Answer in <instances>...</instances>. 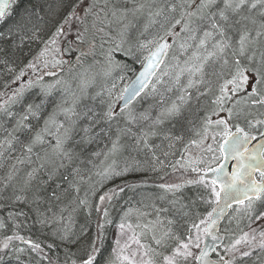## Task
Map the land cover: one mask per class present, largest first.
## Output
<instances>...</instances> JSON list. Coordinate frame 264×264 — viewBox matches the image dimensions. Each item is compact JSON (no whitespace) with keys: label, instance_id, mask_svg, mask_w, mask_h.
Returning <instances> with one entry per match:
<instances>
[{"label":"snow or ice","instance_id":"1","mask_svg":"<svg viewBox=\"0 0 264 264\" xmlns=\"http://www.w3.org/2000/svg\"><path fill=\"white\" fill-rule=\"evenodd\" d=\"M23 2L0 0V264H264V0Z\"/></svg>","mask_w":264,"mask_h":264},{"label":"trees","instance_id":"2","mask_svg":"<svg viewBox=\"0 0 264 264\" xmlns=\"http://www.w3.org/2000/svg\"><path fill=\"white\" fill-rule=\"evenodd\" d=\"M25 6H27V0H24V2L21 4L20 8H23ZM19 10L20 9H17V11H19ZM129 76H131V74H129ZM9 78H10V76H7V75L0 76V83L2 84V88H1L0 91H5L4 84H5L6 81L9 80ZM11 88L14 89L13 86H11ZM10 93H11V91L9 90V94ZM137 106L139 107V104L138 103H137ZM103 147H104L103 144H100V145H92L90 150H92V149L100 150ZM179 150H180V148L177 147V155H176L175 159L179 156ZM140 159L143 161L145 159V157L141 156ZM161 159H163V157H161ZM165 171H166V169H164L163 171L149 172V173H147V175H149L151 177V181H150L148 187L145 189V192L146 193H155L154 191H151L150 189H151L152 185L156 181H162V180L164 181V180L167 179L168 176L164 175V172ZM138 178H139L138 176L129 177V179H138ZM184 191H185V193L188 196H193L194 195V192H195V189L188 187ZM139 199H140V196L139 195L133 196L132 193H128V195L125 197L124 200H121V201H119V203L114 204L112 206V208H111V215H112L113 220L114 221H118L120 219V216L123 214V210H126L128 207H139V205L137 204V201ZM196 211L202 212V204L199 205L198 207H194L193 208V212H196ZM7 214H8V209H0V218H5L7 216ZM95 218H96L95 213H93V216H92L93 221L95 220ZM85 222H86L85 221V216L83 214H81L78 217L77 227L79 226V224H83ZM224 224L227 225L228 224V220H226V222ZM108 245H109V242L107 240L106 241V246H108Z\"/></svg>","mask_w":264,"mask_h":264},{"label":"rangeland","instance_id":"3","mask_svg":"<svg viewBox=\"0 0 264 264\" xmlns=\"http://www.w3.org/2000/svg\"><path fill=\"white\" fill-rule=\"evenodd\" d=\"M3 135H4V133L0 132V138H2ZM177 159H179V156ZM166 176H168L167 179L164 180L162 183H169V184L179 183L181 181V179L183 178L179 171H177V172L169 171V173L166 174ZM189 178H194V175H191ZM210 210H211V206L207 205L206 211L203 213H206L207 211H210ZM221 234H223V230H222ZM115 236H116V227L111 231L110 236H109V241L111 243L110 248H109V252L111 251L112 243L115 239ZM227 242L228 241L225 240V243H227ZM257 256H258V253H257V255H253L251 258L247 259L246 264H258ZM214 257H215V254H214Z\"/></svg>","mask_w":264,"mask_h":264},{"label":"bare ground","instance_id":"4","mask_svg":"<svg viewBox=\"0 0 264 264\" xmlns=\"http://www.w3.org/2000/svg\"><path fill=\"white\" fill-rule=\"evenodd\" d=\"M11 79V77L9 78V80ZM128 81L126 80V81H124V82H119V81H117V87H118V89L119 88H123V86H124V84L125 83H127ZM11 86H13L14 88L15 87H18L19 86V82H17V84H14V85H11ZM1 88H2V84L0 83V90H1ZM11 94V93H10ZM146 106V105H145ZM15 110H19L18 108L17 109H15ZM177 147H181V146H177ZM178 158V157H177ZM176 158V159H177ZM231 163L232 162H230V164H229V170H230V166H231ZM171 171L172 169L171 168H166V171L164 172V175H166V174H168L169 173V171ZM163 175V176H164ZM163 181V180H162ZM162 181H156L153 185H152V187H151V191H154V192H158L159 191V189L158 188H156V185H158V184H160ZM189 188H192V187H189ZM206 206L207 205H203L202 204V212L201 213H203V212H205L206 211ZM231 212V209H229V211H228V213H230ZM226 220H227V218H225V219H223L222 220V222L220 223V227H221V233H222V230H223V228H224V226H225V222H226ZM117 223L119 222V220L118 221H116ZM116 227V225L115 224H113V225H111V226H109L108 227V229H107V240H108V242H109V245L108 246H106V251H105V255H107L108 254V252H109V248H110V245H111V243H110V241H109V236H110V233H111V231L114 229Z\"/></svg>","mask_w":264,"mask_h":264},{"label":"water","instance_id":"5","mask_svg":"<svg viewBox=\"0 0 264 264\" xmlns=\"http://www.w3.org/2000/svg\"><path fill=\"white\" fill-rule=\"evenodd\" d=\"M230 162H232V161H229L228 164H230ZM232 163H233V162H232ZM228 170H229V168H228ZM230 170H231V168H230ZM230 170H229V171H230ZM228 211H229V209L226 210V213H228ZM221 222H222V221H221ZM221 222H220V223H221ZM210 258L213 259V258H212V254H211Z\"/></svg>","mask_w":264,"mask_h":264}]
</instances>
